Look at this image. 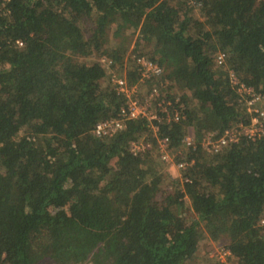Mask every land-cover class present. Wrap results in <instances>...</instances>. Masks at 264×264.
<instances>
[{"label":"trees","instance_id":"1","mask_svg":"<svg viewBox=\"0 0 264 264\" xmlns=\"http://www.w3.org/2000/svg\"><path fill=\"white\" fill-rule=\"evenodd\" d=\"M139 57L180 120L95 136ZM230 72L264 110V0H0V264H264V137L201 146L250 122Z\"/></svg>","mask_w":264,"mask_h":264},{"label":"built area","instance_id":"2","mask_svg":"<svg viewBox=\"0 0 264 264\" xmlns=\"http://www.w3.org/2000/svg\"><path fill=\"white\" fill-rule=\"evenodd\" d=\"M22 46L21 43H18ZM216 66L225 64V55L218 54L215 58ZM138 80L135 84L130 85L126 79L125 73L120 76H113L111 83L118 94H121L126 99V104L121 107L118 118L112 120L101 121L96 124L93 134L97 137H110L120 131L124 123L128 120L137 118H147L148 120H159L157 108H160V113L164 114L167 122H178L181 114L175 110L173 115L167 111V107L171 105L169 100H166L164 95H161L164 87L160 85L158 88H152L150 91H144V85L151 81L152 78H157L162 75V68L145 58L139 57L135 61ZM230 82L236 88V93L244 101L246 113L250 116V122L246 125L240 124L237 128H233L225 132L221 137L214 139L212 135H208L202 141V148L211 153H217L221 148L237 143L241 138H246L249 141H257L264 137V110L261 109L263 96L256 93L253 88L247 87L240 83L230 72ZM160 89H162L160 91ZM142 95V98L139 96ZM164 97V98H163ZM183 119V118H182ZM155 131L157 129L155 128ZM185 143L189 146L193 143L191 137L185 139ZM158 148L161 155V161L166 165H172L180 171H184L188 167L187 162L173 163L175 156L171 155L167 149V139L159 140ZM132 151H140L141 147L134 146ZM264 225V219L260 222ZM230 252L225 247H219L213 258H216L221 264H227V257Z\"/></svg>","mask_w":264,"mask_h":264},{"label":"rangeland","instance_id":"3","mask_svg":"<svg viewBox=\"0 0 264 264\" xmlns=\"http://www.w3.org/2000/svg\"><path fill=\"white\" fill-rule=\"evenodd\" d=\"M131 48H132V45L129 46V51L131 50ZM173 163H176L175 160H173ZM166 170L170 174V176H172L173 178H179L180 177V170L173 167L172 165H167ZM220 243L221 244L224 243V240H221ZM202 244H203V246H201V248H203V250L206 253L205 258L206 259H212L213 255L217 251L216 248H218V247H216V246L218 245V243H215V242L209 240V241L203 242ZM219 246L222 247L223 245H219Z\"/></svg>","mask_w":264,"mask_h":264}]
</instances>
